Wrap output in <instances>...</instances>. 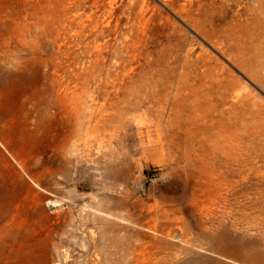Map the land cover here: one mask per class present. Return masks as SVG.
Here are the masks:
<instances>
[{
	"label": "rangeland",
	"instance_id": "obj_1",
	"mask_svg": "<svg viewBox=\"0 0 264 264\" xmlns=\"http://www.w3.org/2000/svg\"><path fill=\"white\" fill-rule=\"evenodd\" d=\"M0 264H264V0H0Z\"/></svg>",
	"mask_w": 264,
	"mask_h": 264
}]
</instances>
